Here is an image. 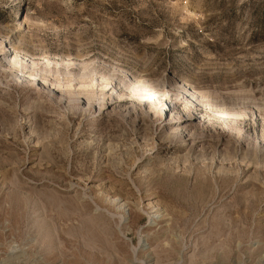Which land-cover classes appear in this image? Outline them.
<instances>
[{
  "label": "rangeland",
  "instance_id": "374dc122",
  "mask_svg": "<svg viewBox=\"0 0 264 264\" xmlns=\"http://www.w3.org/2000/svg\"><path fill=\"white\" fill-rule=\"evenodd\" d=\"M0 264H264V0H0Z\"/></svg>",
  "mask_w": 264,
  "mask_h": 264
},
{
  "label": "bare ground",
  "instance_id": "6f19581e",
  "mask_svg": "<svg viewBox=\"0 0 264 264\" xmlns=\"http://www.w3.org/2000/svg\"><path fill=\"white\" fill-rule=\"evenodd\" d=\"M164 99H165V102L169 100V99H166V98H164ZM178 103H179V104H182V103L180 102V100H178ZM180 135H181V134H180ZM179 140H180V139H179ZM181 146H182V145H181Z\"/></svg>",
  "mask_w": 264,
  "mask_h": 264
}]
</instances>
